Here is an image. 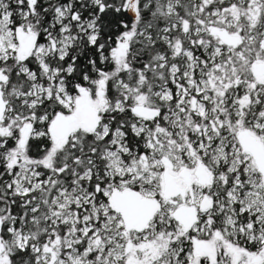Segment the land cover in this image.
Returning <instances> with one entry per match:
<instances>
[{
    "label": "snow or ice",
    "instance_id": "1",
    "mask_svg": "<svg viewBox=\"0 0 264 264\" xmlns=\"http://www.w3.org/2000/svg\"><path fill=\"white\" fill-rule=\"evenodd\" d=\"M0 264H264V0H0Z\"/></svg>",
    "mask_w": 264,
    "mask_h": 264
}]
</instances>
